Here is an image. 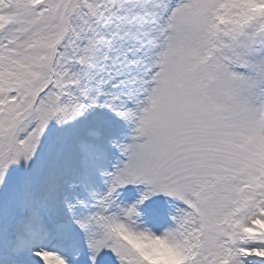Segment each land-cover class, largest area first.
<instances>
[{"label":"snow or ice","instance_id":"snow-or-ice-1","mask_svg":"<svg viewBox=\"0 0 264 264\" xmlns=\"http://www.w3.org/2000/svg\"><path fill=\"white\" fill-rule=\"evenodd\" d=\"M0 264H264V0H0Z\"/></svg>","mask_w":264,"mask_h":264}]
</instances>
